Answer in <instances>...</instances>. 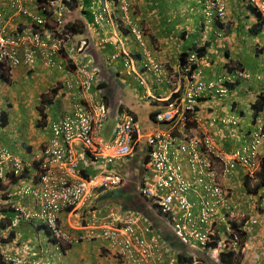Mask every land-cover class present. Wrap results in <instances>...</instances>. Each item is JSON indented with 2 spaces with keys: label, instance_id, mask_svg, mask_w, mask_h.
I'll return each instance as SVG.
<instances>
[{
  "label": "built area",
  "instance_id": "1",
  "mask_svg": "<svg viewBox=\"0 0 264 264\" xmlns=\"http://www.w3.org/2000/svg\"><path fill=\"white\" fill-rule=\"evenodd\" d=\"M89 1L93 21L98 24L103 20L111 1ZM115 1L120 3L124 12L127 11V0H112L113 3ZM247 1L264 21V0ZM213 8L219 18L224 17V0H206L207 15H211ZM61 10L62 6L57 14H61ZM35 19L38 24L45 21L40 16ZM30 29L24 28L8 36L0 21V64L10 69L19 65L30 66L36 60V55L44 60L45 65L56 64L51 51L58 48L59 40L53 42L49 51L48 41L39 31ZM131 30L142 44L141 31L137 27H132ZM85 45L86 41L82 40L77 50L81 51ZM197 60L195 52L188 55L182 66L186 79L185 89L180 97L168 100L165 108L156 111L153 116L155 122L166 121L181 126L183 136H175L171 130L166 129H154L143 134L133 114L124 112L116 116L117 120L111 128V138H102L99 131L106 117L105 107L97 103L91 92L95 73L87 65H82L73 76L65 75V86L69 89L77 88L85 97V103L74 105L70 115L51 123L48 140L31 154L29 161L9 151L0 140V178L8 182L7 174L17 176L25 165L31 163L36 167L37 173H40L38 187L16 185L11 195L36 199L35 208L23 211L21 207L15 206V209L20 214L22 212L24 218L35 219L43 224L54 242L51 252H47L45 258L29 261L23 254L8 249L3 252L5 263L58 264L62 256L61 247L77 240L59 225V213L69 206L91 200L100 190L112 191L121 187L124 184L123 176L115 166L135 155L138 158L147 157L143 164L144 183L136 185L135 190L150 216L143 214L146 208L142 207L118 225L113 214H110L111 217L107 218L109 220L98 226L94 221L91 222L88 232L79 238L103 240L122 264H179L174 256L179 252L194 257L195 261L190 264H197V258L203 259L204 264H220L221 249L230 245V249L237 250L240 237L231 229L229 221L237 219L240 213L237 206L229 201L230 189L221 179L230 176L238 166L242 167L249 178H255L259 164L257 152L264 142V109L250 143L240 149L225 151L215 140L213 130L219 123L235 121L232 118L214 116L202 119L197 115V105L206 93L225 95L229 90L228 84H234L237 79H249L251 74L237 69L214 80L205 81L198 70L192 69ZM131 64L130 59H125V66ZM143 65L157 77L163 74L161 65L148 54ZM256 78L259 79L260 76L257 75ZM169 81L173 93L180 91L179 79ZM188 123L191 125L188 133H185ZM141 143L144 145L140 146ZM90 159L97 163L96 170L83 176L79 170L82 163ZM260 205H264V197ZM91 212V219H97L95 210ZM140 219L146 223L138 230L134 223ZM150 219L167 222L165 225L171 228L176 247L170 241H165L161 232H156L155 223L158 222L154 223ZM219 222L226 224V232L222 233L225 237L209 252H196L195 248L204 249L212 241L211 238L215 235L214 223ZM164 251L172 253L165 260L162 257Z\"/></svg>",
  "mask_w": 264,
  "mask_h": 264
},
{
  "label": "crops",
  "instance_id": "2",
  "mask_svg": "<svg viewBox=\"0 0 264 264\" xmlns=\"http://www.w3.org/2000/svg\"><path fill=\"white\" fill-rule=\"evenodd\" d=\"M184 1L187 0H130L131 13L130 18L133 22L139 24L144 29L145 40L147 45L152 48V54L166 65L170 71H174L177 64L178 55L188 49L194 47H204L205 53L198 62V70L204 79L215 78L232 69L246 70L251 74L250 79H238L236 85L232 87L231 92L226 96H212L206 95L202 97L197 114L202 119L209 116L222 117L228 115L230 112H238L241 119L252 116V103L256 100L260 93H264V54L257 51V49L264 44V27L258 30L257 33L252 31L253 27H257L259 22L258 18L253 13V10L247 5L245 0H225L227 4V15L223 23H217L220 30L219 36L214 38H205V33L199 42L192 43L186 48L182 45L186 39L187 32L183 31V26L176 20L177 13H180L179 18L184 16L189 9ZM194 1L198 6V12L202 14V1L203 0H190ZM0 6L7 12V22H10V27L16 26L24 20L9 11L8 0H0ZM192 7H190L191 9ZM75 17L82 18L81 14H76ZM87 26H90L87 22ZM14 29L11 28V30ZM214 30V29H213ZM107 37L111 45L105 44L99 47L97 52L92 54V64L99 67L102 64L103 75L107 84L109 101L114 100L130 111L134 112L140 127L143 132H148L153 129H167L169 125L162 123L158 124L153 121L150 112L161 107L164 101L170 96V86L166 85V79L162 78L155 80L151 78L148 73L138 71V75L127 73L126 69L118 61L106 65L107 56L114 51L121 49L130 52L136 57L138 54V46L133 37L126 31V29L118 28L110 35H99L94 38ZM216 55V59H212V55ZM104 60V61H103ZM260 78L257 79L256 76ZM60 73L55 70L47 69L41 64L37 63L33 68L27 69L23 66L16 67L10 76L16 88L14 90L6 89L0 85V95H7L8 91L13 93L11 97L13 103L0 100V103L6 102V106L10 110H18V104H21L23 111L19 112L18 117L14 119L13 124L18 122L21 129L16 130L21 134L25 140H21L17 147L20 153L28 156L30 152L26 151L28 146H36L47 139L49 135V128L47 125L44 127H36L33 123L29 125L25 120L27 115L33 111V102L40 99L41 95H45L51 88H53L60 80ZM139 77L146 79L147 84L141 86L139 84ZM43 82L41 88L36 83ZM155 82V85H150V82ZM3 84V83H1ZM9 84V85H11ZM25 87V89H21ZM238 89V94L236 92ZM21 89V90H20ZM30 91L21 97L25 90ZM150 96L146 98L147 95ZM242 93L244 94L242 96ZM58 94V93H57ZM21 97V98H20ZM241 98V100H239ZM57 99V98H56ZM61 109L55 117L59 116ZM49 114V113H48ZM52 114L54 112L52 111ZM35 116V113H34ZM48 118H51L48 115ZM18 119V120H17ZM252 125L258 121V117L253 120L250 118ZM114 122V121H113ZM6 120V127L8 125ZM142 124V126H141ZM1 125V124H0ZM105 129V136H108L110 126ZM248 125V123H247ZM3 127V128H4ZM47 128V132H45ZM225 128V129H224ZM216 127V139L223 141L225 149H234L229 137L230 131L227 130L228 125ZM239 129L245 130L242 125ZM227 130V131H226ZM250 131L247 130L246 135L250 138ZM248 139V138H247ZM141 143L140 146H143ZM14 151V150H13ZM141 157V152H139ZM259 155H264V143L259 147ZM145 161V158H128L127 161L119 163L115 166L117 170L127 171L128 175L125 178L124 184L113 190L104 192L100 190L97 196L92 201L79 203L71 210H67L60 215V222L71 234H83L87 227L88 211L92 208H97L98 213L103 218L110 210L114 211L116 217L122 218L125 216V210L136 211L146 208L138 198L132 194L134 191V184L131 178L143 177L145 171L140 167V161ZM122 166V167H121ZM244 174L245 172L241 167H237L232 174L228 177L222 178V183L228 185L231 189L230 199L237 203L242 215L241 219H233L240 223L242 228L247 231L248 235L241 250V257L238 264H262L264 262V207H257V197L262 189L250 193L244 187ZM135 179V178H134ZM131 200V202H129ZM16 202L27 204L26 198H20ZM147 209V208H146ZM145 210V209H144ZM148 217V209L143 213ZM99 221H106L107 219H98ZM117 220V219H116ZM151 221L153 219H150ZM146 221L142 220L141 224ZM217 224V225H216ZM216 225V238L224 232L225 226L220 223ZM167 229L165 224H162ZM165 231H162L164 233ZM39 235V233H38ZM224 235H222L223 237ZM166 239H172L170 233H165ZM103 246L104 248H102ZM163 257L167 255L163 252ZM64 264H119L113 253L106 247L103 241L84 240L83 242L72 245L65 254Z\"/></svg>",
  "mask_w": 264,
  "mask_h": 264
},
{
  "label": "clouds",
  "instance_id": "3",
  "mask_svg": "<svg viewBox=\"0 0 264 264\" xmlns=\"http://www.w3.org/2000/svg\"><path fill=\"white\" fill-rule=\"evenodd\" d=\"M33 1L34 0H8L9 11L14 13L16 16L21 17L24 20L23 22L18 23L16 26L13 25L12 27H10V22H7L8 18H7L6 10H4L2 6H0V21L4 27L5 35L12 36V35L20 32L24 28H27V29L31 28L30 29L31 31H39L41 33V36L48 41L49 51H51V45L53 44V42L55 40H59L58 48L54 51H51L52 59L56 63L54 66L45 65L44 60L41 59L38 55H36L37 56L36 60L30 66L19 65V66H23L27 69H31L37 63H39L47 69L58 71L61 75V77L59 78L60 80L57 82V84L53 88H51L45 95L44 94L41 95L40 99L36 100V103L34 104L36 106V112H37V113H35V116L33 115L34 116L33 118L35 119L34 125L38 128L44 127L45 125H47L48 121L50 120V124L48 127L49 128V135H48L46 140L39 143L38 145L26 147V149H27L26 151L30 152L28 154V156H26L24 154H21V155L17 154L27 161H29L31 154L33 152H35L39 148L40 145H42L43 143H45L48 140V138L51 134V130H50L51 123L53 121L61 119L65 115H70V113L74 110V107H75L74 105H79V104L85 103V101H86L85 97L82 95V93L77 88L69 89L65 86V75L68 74L70 76H73L76 69L79 66L87 65L95 73L93 84L91 87V92L95 95L97 103L102 104L105 107V112H106V117H105L104 121L102 122V127H101V130L99 131L100 136L102 138H104V139L111 138V128L117 120L116 119L117 115L124 113V112H127V113L133 114V116L137 120V117L134 114V112L130 111L129 109H127L126 107L122 106L119 103H117V105H116V103H114L115 102L114 100L109 101V99L107 97V94H108V89L106 87L107 84H106L105 77L103 75V70H102L103 66H102V64H99L98 65L99 67L97 68V66H95L94 64L91 63L92 62L91 58H92L93 52H97L99 50L97 48L102 47L105 44L111 45V42L108 41L107 37H102V38H97V39L94 37H98L99 35L105 34L106 32H107V34L110 35L111 33H113V31H116L119 27L124 29V30L126 29V31L130 34V36L133 37L134 41L136 42V44L138 46V51H139L138 54L140 56L137 58L139 60V64L137 63L136 57H134L133 54H131L130 52H126L125 50L121 49L120 51L111 52L107 56L106 62H108V63H106V65L109 63L118 61L122 64L124 69H126L127 73H132V74L134 73V74L138 75V71H140L142 73H148L147 75H149L151 78H155V80H159L162 78L166 79V85L168 84L170 86V96L164 101V104L161 107H158L157 109L150 112V116L152 119H153L154 113L156 111H158V110L161 111L165 108L168 100L180 97L181 92L185 89L186 79H185V75H184L183 70H182V66H183V64H185L188 55L192 52H195L197 54L198 60L195 64L192 65V69H196V70H198L199 59L202 58L204 55V54L201 56L198 55L196 49H199L200 47L188 48V49L184 50L185 52H187L185 61L180 63V61H179V55L180 54H179L177 57V64H176L174 71H170V69L167 68L166 65L162 64V62L160 60H158L151 53L152 48H150L147 45V41L145 40L144 29L142 28V26L133 22L132 19L130 18V13H131V9H132L130 0H127L129 3V6H128V9L126 12H124L121 9V5L119 2L115 1L113 3L112 0H110L111 2L108 3L106 11L104 12V18L98 24H95L93 21V17L91 15L90 1L89 0H75L74 2H77V5L75 7H70L69 5H67L68 2L71 0H61V1L60 0H45L44 3H42L40 5L33 3ZM245 1H246L247 5L253 10V13H255L258 20L261 19V21L263 23L261 25V27L263 28L264 27V21L260 17L259 13L256 12L254 10V8H252V6L248 3L247 0H245ZM224 3H225V15L223 18H219L218 15L216 14V11L214 8L211 9V15L210 16L207 15L206 14V0L202 1L201 12L206 17V22H209L210 20L213 21V23L215 25V28L213 30V35H216V36L220 35V30L218 29L220 27H217V23H223V20H225L226 15H227V4H226L225 0H224ZM60 6H62L61 14H57V10L59 9ZM76 14H81L82 18L75 17ZM38 16L42 17L45 20L43 24L37 23L35 17H38ZM87 22L90 26H87ZM13 27H14V29L11 30V28H13ZM132 27H137L141 31V33H142V37H141L142 44L136 38V36L132 33V30H131ZM206 27L207 26L202 25L201 29L206 30ZM82 40L86 41V45L84 46V48L81 51H78L77 47ZM184 51H182V52H184ZM146 54H148L150 57L155 59V61H157L161 65V67L163 69V74L160 77L155 76L152 72L148 71L144 67L143 62L145 61ZM125 59H130L132 61V64L129 66H125L124 65ZM58 66H60V67H58ZM16 67H18V66H16ZM16 67L10 69L8 67H4L3 64H0V72L4 71V73L7 76H9V78H10L12 71ZM234 70H237V68L232 69L228 72H225L221 75H226L227 73L233 72ZM238 70H241V69H238ZM187 74H189V73H187ZM200 75H201V73H200ZM221 75H219V76H221ZM219 76L212 78V79H204V77L201 75L202 79L205 81L214 80V79L218 78ZM139 78H140L139 84L141 86H145L147 84V82H146L147 78L146 79H143L141 77H139ZM173 78H177L181 82L180 91H176L175 93H173V90L171 87V82L169 81V79H173ZM237 80H236V82L239 81V80L238 81ZM236 82L234 84H230V85L228 84L229 90L232 89V87H234L236 85ZM1 83H3V84H1ZM11 83H13V81H11V79L8 83V82H6L0 78V85H2L3 87L6 86V84H7V86H9V84H11ZM206 95L220 96L221 97V96L228 95V92L225 95H213L210 93H206L202 97H205ZM149 96H150V93H149V95L146 96V98H148ZM201 98H200V100H201ZM45 99H46V101H45V103H43V100H45ZM8 104H11V101H9ZM51 104H56L57 112L59 109H61L60 115L55 117V118H48V115L51 116V114H52V112L50 111V108H49V106ZM198 105H197V111H198ZM35 106H33V110L35 109ZM263 109H264V107H263ZM263 109L261 111H259L256 114V116H253V111H252L253 120H255L257 117L259 118ZM3 111L4 110H1L0 113ZM43 112H44V115L42 116L41 113H43ZM5 113H6V120L9 123L10 115L7 112H5ZM32 113H34V111H32ZM210 117H213V116H209L208 118H210ZM214 117H216V116H214ZM222 117H227V118L233 119L232 116H222ZM110 118L112 119V125L110 126V128L108 130V136H105L104 124ZM217 118H221V117H217ZM205 119H207V118H205ZM234 121H235V123H232V122H230V123L232 125H237L236 120H234ZM137 122H138V120H137ZM155 123H158V122H155ZM162 123H158V124H162ZM164 123L169 125V128H167L166 130H171L175 136H183L181 126L174 125V124H171L170 122H166V121ZM230 123H227V124L219 123L218 127L220 125L226 126V125H229ZM138 124H139V122H138ZM190 125H191V123H188L185 126V130H186L185 133H188ZM139 126H140V124H139ZM215 129L213 130L215 140L217 141V143H219L218 140L216 139ZM256 130L257 129H255V131ZM150 131H148V132H150ZM141 132L143 134L147 133V132H143L142 129H141ZM253 133L250 135V138L248 140V144L251 141ZM0 140H1V138H0ZM1 143H3L2 140H1ZM220 146L224 149L223 145L220 144ZM7 149L9 151H11L12 153L16 154L15 151H13L9 148H7ZM234 149H236V148H234ZM234 149H232V150H234ZM224 150L225 151H232V150H226V149H224ZM263 156L264 155H262V156L259 155V148H258L257 157L259 160V164H258V170L255 171V178L254 179H251L247 176V174H244V187L246 188L247 191H248V189L249 190L251 189L249 191L250 193H252V189H253L254 185L256 183H258V173L260 171V161H261V157H263ZM128 158H132V157H128ZM125 161H127V160H125ZM125 161H122V162H125ZM139 161H140V167L143 168L144 167L143 164L147 161V157H145V161H142L141 159ZM122 162H120V163H122ZM96 165H97V163H94L91 159L87 160L85 163H82V166L79 170L80 174L83 176H87L89 173H93L94 170H96ZM238 167H240V166H238ZM183 168H184V172H185L186 166H184ZM142 170L145 171V168H143ZM119 171H120L119 173L123 176V182H125V178L127 177L128 172L122 171L121 169H119ZM6 176H8V177H6L8 179V182H6V179L0 178V180L4 181V186L8 185V187H11V189H9L10 192L6 194L7 195L6 200H0V208L5 207L8 209L9 208L15 209V206H18V207H21V209L23 211H25L27 209L35 208V204L37 203V201L35 198L29 197V196H24V195L20 196V197L26 198L28 200L27 204L18 203V202H16V200H13V201L10 200V196L16 197L14 195H11V192L14 190V186H16V185L26 184V185H29L33 188L38 187L41 175H40V173H37L36 167L33 165V163H31L29 165H25L24 168L22 169L21 173L18 174L17 176H13L12 174H7ZM136 178L137 177L131 178V180L133 181V184L135 185L134 191H132L131 193L134 194L138 198L139 201H142V198L137 195L135 187H136V185H139V184L142 185L144 183V181H143L142 177H140L139 179H136ZM12 179H16V180H14V182H12ZM245 183L247 184L246 186H245ZM224 185H226V184H224ZM226 186L229 187L228 185H226ZM229 189H230V187H229ZM258 189H262V190H261V193L258 195L256 202H257V207L262 209L264 207V205L261 206L260 202H261V199L264 197V185H262ZM258 189L255 191V193L258 191ZM104 192H107V191H104ZM230 193H231V189L229 191V201H231L232 203H234L237 206V203L233 202L230 199ZM1 196L5 197L4 193ZM95 196H97V194ZM93 198L91 200H89L88 202L92 201ZM84 202H86V201H84ZM84 202H81V203H84ZM75 206L76 205H73V206H69V207L63 209L59 213V217L57 219L59 225L67 232V234L69 236L77 239L76 241L69 242V243H67L61 247L62 256H61V260L59 261L58 264H64L65 254H66L67 250L72 245L83 242L84 240H88V241L99 240L100 242L103 241L101 239L79 238L80 236H84L88 232L89 227L91 225V222L94 221L95 225L98 226L101 223L105 222V221H99L98 219H107V218L111 217L110 214H113V216L115 217V219H114L115 222H117L118 225H121L122 221L125 218H127L130 214H132V213L135 214L134 209L125 210L124 211L125 216L122 218V220H120V218L116 217L115 212L110 210V212L108 214H106V217L103 218L102 216L99 215L98 209L96 207L92 208L88 211V220H87V224H86L87 227H85L86 231L83 234L75 235V234H71L67 229H65L64 226L60 222L61 213L65 212L67 210H71ZM237 208L239 209L238 206H237ZM92 210H95L97 219H91V213H92L91 211ZM145 210H147V209H145ZM138 211H140V210L136 209V212H138ZM17 212H19V211H17ZM239 213H240V215L238 216L237 219H241L240 216L242 215V213L240 212V210H239ZM0 216H2L4 218V215L2 212H0ZM19 216H20V218L18 219L17 214H14V217L12 218V222L9 225V227L6 230H3L1 232V237L4 238L5 240H8L7 242H4V243L0 242V253L2 255V259H3V252L8 251V249H11L13 251L19 252L20 254H23L27 261L32 260V259H36L39 257L45 258L47 256V252L48 253L51 252L52 246L54 244L53 240L51 239V237L49 235V232L47 231L45 226L43 224H41L38 220L26 219V218H24V215L22 214V212H21V214L19 213ZM148 216H150V213L148 214ZM15 219L24 220L25 222H28L30 225L35 227V229L42 230L43 231L42 237H40L38 235V232H37L36 236L33 239H30L25 243H21L19 241V238L22 237V235L16 233L15 229H14V225L16 223ZM107 220H109V219H107ZM169 220L170 219H168V221ZM141 221H142V219L135 221L134 225L137 229L143 225V224H141ZM152 221H154V219ZM155 222H158V223H155ZM154 223L157 226L156 232L162 233V231H165V228L161 225L167 223L166 221H162L160 219L159 221L158 220L154 221ZM233 223L236 225H240V223H238L232 219L231 221H229L231 229H232ZM220 224L225 226L224 232H226V224L225 223H220ZM216 225H214L215 228H216ZM166 227H167L166 231L162 234L165 236V233H170V236L172 239L171 228L167 224H166ZM232 230L234 232H236L234 229H232ZM10 233L13 234V236L11 238H9ZM216 233L217 232L215 229V235H213L211 238L212 239L211 242H215V245L210 246V243H211L210 242L207 245V247H205L204 249H202L201 247H197V248H195V251L205 253V252H209L211 249L216 247L218 244V240H219V237H218V240L215 241ZM223 237H225V235ZM223 237L221 234L220 240ZM165 241L171 242V240L168 238L166 239V237H165ZM170 244H173L174 247H176L173 240H172V243H170ZM243 245H244V242H242L240 239L239 246H238L237 250L230 249V245H228V247H225L224 249H221L219 252L220 264H223V262L221 261V258H220V256H221L220 253L222 251H226V252L230 251L233 253H239L240 252L241 253ZM16 247H18V248H16ZM101 247L104 248L103 246H101ZM106 247L108 248L107 245H106ZM162 251H163V249H162ZM112 253L116 257L118 263L122 264L119 257L116 256L114 252H112ZM166 255H167V257L169 255H172L171 251H168L166 253ZM174 256L176 257V260L178 261L179 264H190L193 261H195L194 257L192 255H188V254H185L182 252L176 253ZM179 256L183 257V259H182L183 262L180 261L181 258ZM162 257H163V255H162ZM166 258H164V260ZM196 260H198L197 264H204V263H202L203 259L197 258ZM5 264H7V263H5ZM262 264H264V262Z\"/></svg>",
  "mask_w": 264,
  "mask_h": 264
},
{
  "label": "rangeland",
  "instance_id": "4",
  "mask_svg": "<svg viewBox=\"0 0 264 264\" xmlns=\"http://www.w3.org/2000/svg\"><path fill=\"white\" fill-rule=\"evenodd\" d=\"M184 2L187 5V7L189 8L187 10V13L184 16H181L180 18H179L180 13L176 14V16H177L176 20L181 24V26H183V31H186L188 34V35H186V39L182 45V48H186L187 46H190L192 43L199 42L203 37L202 32L205 33V38H214L215 35L213 36V29L215 28V25H214L213 21L210 20L209 22H206V17L204 16L203 13L200 14L198 12V6L194 5L195 4L194 1L187 0ZM190 7H192V8L190 9ZM202 25L207 26L206 30L201 29ZM212 59H214V60L216 59L215 54L212 55ZM137 63L139 64V60H137ZM36 84L38 85L39 88H41L43 82L38 81V83H36ZM149 84L155 85V82L152 81ZM13 85L14 84L7 86V84H6V86L3 87L4 88L3 91H5L8 88L11 90H14L16 87ZM21 89L24 90L25 87H23ZM29 91H30L29 89H26L25 93L21 97L24 98L25 94L28 93ZM230 92H231V89L228 91V93H230ZM236 92L238 94L237 88H236ZM243 95L244 94L242 93V96ZM12 96H13V93L11 91H8L7 95H5V97H4V95H0V100L2 101V99H4V101H6V102L11 101L13 103V99L11 98ZM239 100H241V98ZM6 102H3V104L0 103V111L4 110L5 112L9 113L10 121L6 127L0 125V138L3 142L2 143L3 146H5L11 150H14L16 154L21 155V153L19 152L20 149L17 147V145L20 144L21 140H25V138L16 131V130H19V132H20L21 127H20L19 123L15 122L13 124V121L15 118L18 117L19 112H27V111H23L24 109H23L21 104H18V106H19L18 110H15V111L10 110L6 106ZM35 103L36 102H33V104H35ZM49 108H50L51 112L52 111L54 112V114H51V118H55L56 114L58 113L56 104H51L49 106ZM33 111H34V113H37L36 112V106H35V109ZM34 113L30 112L29 115H27L26 120H25L31 126H32V123L33 124L35 123V119L33 118ZM226 116H232L233 119L236 120V122H237V125H232L230 123L228 125V128H226V129L230 131L229 135H227V136L229 137L233 146L236 149L237 148L240 149L243 146L248 144V140H249L248 136L249 135L248 136L246 135L247 130H249L250 131L249 133L252 134L255 131V129H257L258 123H255L253 126L252 121H250V118L252 117L251 115H250V117H246V118L244 117L241 119L238 112H234V113L230 112ZM111 123H112V119L110 118L105 122L104 128L106 129L108 127V125ZM247 123H248V125H247ZM49 124H50V120L47 123V127H49ZM242 125L245 127V130L239 129V127ZM141 126H142V124H141ZM223 128H224V125H222V129ZM44 131L47 132V128H45ZM218 142L221 145H223L222 140L218 139ZM224 149H225V147H224ZM226 150H230V149H226ZM6 188H8V185H5L3 187L4 190ZM4 195L6 198L7 197L6 193H4ZM129 202H131V200ZM5 209H8V208H5ZM15 220H16V223L14 225V229H15L16 233L22 235V237L19 238V241L21 243H25L28 240L33 239L36 236L37 232L39 233V236L42 237V234H43L42 230L35 229V227L30 225L28 222H25L24 220H17V219H15ZM16 248H18V247H16Z\"/></svg>",
  "mask_w": 264,
  "mask_h": 264
},
{
  "label": "trees",
  "instance_id": "5",
  "mask_svg": "<svg viewBox=\"0 0 264 264\" xmlns=\"http://www.w3.org/2000/svg\"><path fill=\"white\" fill-rule=\"evenodd\" d=\"M45 0H34L33 3L37 4V5H40L42 3H44ZM75 0H71L68 2L67 5H69L70 7H75L77 5V2H74ZM259 24L257 27H253L252 28V31L254 33H257L258 30H261V25L263 24L261 19L258 20ZM197 50V53L198 55H203L205 53V48L204 47H200L199 49H196ZM258 52L260 53H263L264 54V44H262L258 49H257ZM186 55H187V52H182L180 53L179 55V61L180 63L184 62L185 59H186ZM0 78L3 79L4 81L8 82L10 81V78L9 76H7L4 71L0 72ZM46 99L43 100V103H45ZM42 106V105H41ZM264 107V93H260L256 100L252 103L251 105V108L253 110V116H256V114L261 111ZM42 109V108H41ZM41 115L43 116L44 115V112L41 113ZM0 124L3 126L6 124V113L3 111L0 113ZM14 180L16 179H12V182H14ZM247 184L245 183V186ZM262 185H264V156L261 157V161H260V171L258 173V183H256L252 189V192L256 191L259 187H261ZM3 187H4V181H1L0 180V200H6L5 197L1 196L3 193H9V189H11V187H8L7 189H5V191L3 190ZM251 190V189H250ZM248 189V191H250ZM20 196H16V197H13V196H10V200L13 201V200H19ZM0 212L3 213L4 215V218L2 216H0V242H7L8 240H5L4 238L1 237V232L3 230H6L9 225L11 224L12 222V218L14 217V214H17V218L19 219L20 216H19V212H17L15 209H5V207L3 208H0ZM232 229H234L240 236V239L242 242H245L246 240V237L248 235L247 231L246 230H243L242 229V225H236V224H232ZM13 236L12 233H10V236L9 238H11ZM218 238H215V241H217ZM215 245V242H211L210 243V246H213ZM220 258H221V261L223 262V264H237L239 261H240V257L242 254L239 253H233V252H226V251H222L220 253ZM181 258L180 261H182L183 257L182 256H179ZM190 260V259H189ZM183 262V261H182ZM0 264H5L3 259H2V255L0 253Z\"/></svg>",
  "mask_w": 264,
  "mask_h": 264
}]
</instances>
